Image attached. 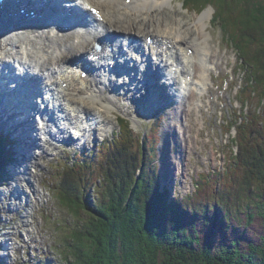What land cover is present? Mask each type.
I'll use <instances>...</instances> for the list:
<instances>
[{
    "label": "trees",
    "instance_id": "obj_1",
    "mask_svg": "<svg viewBox=\"0 0 264 264\" xmlns=\"http://www.w3.org/2000/svg\"><path fill=\"white\" fill-rule=\"evenodd\" d=\"M184 4L197 11L213 6V20L245 74L241 100L256 99L264 108V0ZM259 110L246 114L251 118L242 117L240 123L230 122L238 149L219 173L222 177L215 172L199 174L195 186L208 192L200 195L204 199L199 204L197 193L168 200L166 186L160 187L155 135L141 138L138 165L120 160L122 154H131L130 141L124 137L76 154L71 163L57 167L54 196L75 216L86 214L63 235L65 264H264V233L256 229L259 223L264 227V109ZM119 121L128 130L127 120ZM4 147L0 136V182L7 178L6 165L12 159ZM136 166L140 172L134 176ZM93 167L101 170L100 185ZM215 177L222 180L218 189ZM97 186L101 195L89 199L90 188ZM36 264L50 262L41 258Z\"/></svg>",
    "mask_w": 264,
    "mask_h": 264
},
{
    "label": "bare ground",
    "instance_id": "obj_2",
    "mask_svg": "<svg viewBox=\"0 0 264 264\" xmlns=\"http://www.w3.org/2000/svg\"><path fill=\"white\" fill-rule=\"evenodd\" d=\"M82 3L97 7L100 16L85 10L86 13L80 17L82 23H70L69 19L76 18L79 14L64 11L57 2H52L44 7L45 13L38 20L32 21L25 16H19L18 19L22 20L21 26L7 15V19H0V29L8 27L12 33L19 32L16 35L0 34V89L3 86L1 75L4 69L11 70L17 64L31 74V83L40 85L44 91L54 88L58 92L55 103L42 114V118L50 114L48 122H36V128L26 136L28 146L24 142L19 124L15 119H10L11 128L20 133L21 144H24L20 160H14L23 167V172L14 173L11 178L14 183L19 181V184H23L21 182L25 178L31 186L32 182L37 185L38 173L32 172L33 163L36 164L37 161L33 157L37 150L41 152L38 151L35 155L44 152V137L51 139L53 130L63 131L59 126L58 129H53L52 125L56 120L63 119L65 126L71 124L72 130L69 131L68 138L64 136L62 140L71 141L75 139L73 135L78 139L82 131L81 138L85 134L90 135L96 130L93 124H102L105 120V125L111 128L113 123L107 119V115L113 114L112 110L117 108L115 96H128L129 101L142 100L147 113L157 111L163 105L175 104L179 122L177 127H184L182 135L188 137L186 132L189 126L185 122L190 116L191 108L197 103V93L203 92L210 81V69L215 66L217 53L213 61L209 60L211 51L207 42L208 33L204 27L205 21L210 18L211 9L204 10L187 23L178 18L171 21L166 16H161L160 12L172 3L171 0H129V3L126 0H83ZM87 17L89 20H86ZM27 31L31 32V36L24 35ZM147 35L155 38L158 53L143 51ZM96 39L115 45V53L99 59L94 58L97 55L93 50ZM163 44H169L167 51L162 50ZM9 45L11 48L7 50ZM126 46L127 49L124 48ZM134 51L140 55L143 53L142 61L148 65V74L153 75L154 85L149 90L146 87L147 73L134 61ZM116 54L130 67L129 75H125L126 79L123 74L118 75L121 61L113 62ZM111 62L113 65L117 63V68L109 72L108 65ZM85 63H89L91 67L88 78L82 79L75 70L78 68L80 74ZM23 70L19 73H23ZM121 77L122 80H119ZM62 82H68L67 87L62 88ZM34 85L32 89L36 88ZM10 94L11 98L16 97L13 90ZM4 96L1 95L0 100L7 103L8 98ZM4 105L6 104L1 106ZM13 108L15 106L10 107L9 111ZM96 114H99L98 121ZM179 136L177 155L181 164L188 153L189 142L186 143L187 138L182 139ZM28 151L30 153L26 156ZM16 187H19L18 184L13 186ZM13 188L6 189L10 191ZM7 191L0 189V193ZM15 227L17 230V226Z\"/></svg>",
    "mask_w": 264,
    "mask_h": 264
},
{
    "label": "rangeland",
    "instance_id": "obj_3",
    "mask_svg": "<svg viewBox=\"0 0 264 264\" xmlns=\"http://www.w3.org/2000/svg\"><path fill=\"white\" fill-rule=\"evenodd\" d=\"M171 1L172 3L160 12L161 16L164 15L171 21L178 18L181 19V22L189 23L204 10H212L210 18L205 21L204 28L208 33L207 42L211 51L209 60L213 61L216 53L217 57L215 66L210 69V81L203 92L197 93V106L191 108L190 116L185 122L189 126L186 132L188 137L182 135L184 127H177L179 122L175 104L163 105L159 110L147 113L146 105L142 100L141 102H139L140 100L129 101L128 96L114 97L117 108L112 110L113 114L107 115V119L113 123L111 128L105 125L107 120L100 123L101 125L93 124L96 130L92 131L90 135L85 134L83 138L81 136L84 131L80 132L78 139L62 140L64 136H68L71 124L65 126L63 119L56 120L52 125L53 129H58L59 126L63 131L53 130V138L47 139L43 146L44 152L41 155H35L41 150H37L36 153L33 151L35 153L33 159L36 158L37 165L33 163L32 172L38 173L36 176L37 185L32 182L34 187L31 186V183L27 182L28 180L25 178L21 182L23 184H19V181L14 183L11 179L12 176L14 173H22L23 167L14 160H10L6 165L9 176L3 185L0 184V189L7 191V187L13 188L17 184L19 187L0 193V253L6 254L5 258L0 256V264H36L41 258L48 260L50 264H65L62 256L65 248L64 245H61L63 235L69 234L70 229L74 228L77 223L79 224L86 214L80 212L79 217L75 216L67 207L60 205L53 194L52 187L57 167L64 163H71L75 150L79 153L92 152L96 146H101L104 143L108 145V142L113 144L125 137V140L130 141L128 151L131 154L126 157L122 154L124 158L121 155L120 160L124 164L129 162L131 165L132 163L138 165L140 155L137 150L141 144V138L143 136L151 138L152 135H155L159 139L156 149L158 172L161 176L160 187L166 186L169 194L168 200L175 197L183 198L193 193L195 196L197 193L198 204L204 199V194L208 193L203 192V189L199 191L195 186L196 181H199V174L223 173L231 163L234 156L233 151H237L238 148L233 145L236 129L231 128L232 123L230 122L240 123L249 112L257 113L259 108L260 110L264 109L263 104L260 106L256 99L248 102L240 100V90L245 74L239 65L236 52L225 39L218 23L213 20V6L208 5L197 11L187 8L184 4L185 0ZM17 25L21 26V23ZM2 33L10 35L12 30L3 27L0 29V34ZM24 35L29 37L31 32L27 31V34ZM6 48L8 50L11 46ZM98 115L96 114V121L100 119ZM122 116L126 117L123 119L127 120L129 131L120 124L119 119ZM247 117L251 118V115ZM251 135L253 139L255 135ZM178 136L182 139L187 138L186 143L189 142L188 153L185 154V159H182L181 164L178 159L179 155H177ZM57 138L60 140L58 141ZM11 148L16 150L14 146ZM6 149H10L9 146ZM12 154L10 153L11 156ZM132 157L134 161L129 160ZM26 171L28 173V169ZM91 171L96 182L101 179L100 185L102 182L100 168L93 167ZM134 171V176L140 172L137 170V166ZM89 174L87 175L89 176ZM25 176L28 175L25 174ZM218 177H222V174H219ZM215 180L217 182L214 184V189L222 187V180L216 177ZM71 182L78 184L77 181ZM87 195L91 200L99 197L101 195L100 186L94 189L91 187ZM229 205L231 204L229 203ZM257 222L255 220L254 226ZM259 225L260 227H256L258 234L264 233V227L261 226V223ZM15 226H17V230ZM26 229L29 230V233Z\"/></svg>",
    "mask_w": 264,
    "mask_h": 264
}]
</instances>
